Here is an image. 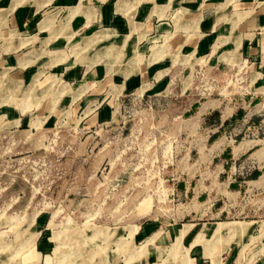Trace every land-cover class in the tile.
I'll list each match as a JSON object with an SVG mask.
<instances>
[{
    "label": "crops",
    "instance_id": "0c3cea01",
    "mask_svg": "<svg viewBox=\"0 0 264 264\" xmlns=\"http://www.w3.org/2000/svg\"><path fill=\"white\" fill-rule=\"evenodd\" d=\"M96 31L129 37L126 46L143 59L138 69L76 62L70 50ZM185 55L203 66L205 86L196 77L188 87L178 70L173 88L172 67L182 68ZM0 74L38 89L59 90L65 79L69 92L39 111L77 114L94 103L92 126L111 119L117 98L143 87L178 97L165 122L180 153L165 175L192 215L178 234L196 237L221 222H243L252 237L264 231V0H0ZM246 194L259 205L239 204ZM235 249L224 245V264H236Z\"/></svg>",
    "mask_w": 264,
    "mask_h": 264
},
{
    "label": "rangeland",
    "instance_id": "374dc122",
    "mask_svg": "<svg viewBox=\"0 0 264 264\" xmlns=\"http://www.w3.org/2000/svg\"><path fill=\"white\" fill-rule=\"evenodd\" d=\"M128 39L96 31L84 39L90 46L83 40L70 52L76 62L85 57L90 65L105 62L110 72L127 74L143 60L126 46ZM183 58L182 68L172 69L194 86V58ZM58 86L38 89L0 74V264H224L227 243L236 248V264H264V231L252 237L243 222H221L196 237H189L192 231L186 237L184 229L178 234L192 215L183 214L181 198L163 181L168 177L162 155L174 163L179 145L167 150L161 140L169 129L165 121L181 105L178 97L173 95L166 111H143L141 117L154 125L138 126L137 138H130L136 121L130 107L120 111L128 128L122 137L115 126L86 123L94 103L77 114L40 112L70 90L65 79ZM148 132L150 143L143 141ZM237 202L259 205L249 194Z\"/></svg>",
    "mask_w": 264,
    "mask_h": 264
},
{
    "label": "built area",
    "instance_id": "2783aa9c",
    "mask_svg": "<svg viewBox=\"0 0 264 264\" xmlns=\"http://www.w3.org/2000/svg\"><path fill=\"white\" fill-rule=\"evenodd\" d=\"M196 73H197V77L199 78V84H201L202 86H205L208 82L209 79L206 78V74L204 71L203 66H198V68H196ZM148 88L147 87H143L140 90L137 91H133L131 92L129 95H124L121 98H117L114 101L113 104V114L110 120L107 121H103L100 122L99 124H97L99 127L101 128H108V127H113L115 126L116 129H120L121 135L120 137L123 136V131H127L128 128L127 126V120L124 119V116L121 114V110H125L126 108L130 107L132 110L135 109V112L133 113L134 118L136 119V121L132 124L130 130L129 135H127L130 138L136 137L134 134L137 133L139 134L137 127L138 126H144V123H149V121H147L148 119H144L141 117L142 112L143 111H154L157 110L158 112L161 111H166L169 103L168 100H163L162 97H166L159 95V94H148L147 93ZM169 96H167L166 98H168ZM162 102V103H161ZM96 105V104H95ZM119 117V119H117ZM150 125H154V121L151 120L150 121ZM149 125V124H148ZM125 136V138L127 137ZM162 142H164L166 145L165 147H167V150L169 148V145L172 143H176L178 145V139L177 138H173L171 136L168 135V132L166 131L165 136L163 139H161ZM144 142H152V136L150 135V133L148 132L145 139L143 140ZM180 149V148H179ZM178 153V152H177ZM163 157V162H164V168L163 170H166L170 165L173 164V161L169 160V155L167 156V153L162 155ZM169 179H164V182H167Z\"/></svg>",
    "mask_w": 264,
    "mask_h": 264
},
{
    "label": "bare ground",
    "instance_id": "6f19581e",
    "mask_svg": "<svg viewBox=\"0 0 264 264\" xmlns=\"http://www.w3.org/2000/svg\"><path fill=\"white\" fill-rule=\"evenodd\" d=\"M99 34H101V33H99ZM97 35V34H96ZM97 37V36H96ZM91 39H92V37H91ZM98 39V38H97ZM89 40V39H88ZM88 45V44H91L90 42H88V41H86V42H84L83 43V46L84 45ZM124 45V44H123ZM88 46H90V45H88ZM219 232V231H218ZM218 232H216V234L218 233ZM181 234H182V232H181ZM198 238H201V237H198ZM177 239H179V238H177ZM201 240V239H200ZM196 241V240H195ZM184 264H188L187 262H185ZM214 264H219L218 262H214Z\"/></svg>",
    "mask_w": 264,
    "mask_h": 264
}]
</instances>
